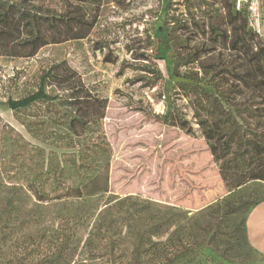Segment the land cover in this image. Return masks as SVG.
I'll return each mask as SVG.
<instances>
[{"label": "trees", "instance_id": "trees-1", "mask_svg": "<svg viewBox=\"0 0 264 264\" xmlns=\"http://www.w3.org/2000/svg\"><path fill=\"white\" fill-rule=\"evenodd\" d=\"M96 1L65 0L63 11L57 12L42 10L29 0H0V55L33 57L45 45L86 37L94 21L86 17L83 5L101 0ZM217 1L232 16L234 47L249 54L252 62L255 91L247 100H235L233 93L241 88L223 82L228 66H201L204 77L191 68L180 72L197 60L196 50L174 47L184 46L189 38L187 18L204 25L195 15L180 19L172 14L151 33L143 29L149 43L133 58L141 63L140 70L152 74L148 85L154 87L163 79L156 61L167 63L177 51L168 76L182 78L176 85L189 103V112L175 104L156 119L188 135L198 131L221 178L236 188L264 182V56L254 49L256 35L248 27L246 8L236 9L235 0ZM211 17H219L218 12ZM176 23L185 34H174ZM209 26L214 38L226 36L217 20L210 18ZM24 27L29 28L28 38L23 37ZM5 103L26 132L42 143H32L0 118V155L10 162V182L25 186L38 201L64 202L56 215L57 225L45 231L31 230L37 225L30 219H15L20 212L13 204L4 210L0 264H173L199 246L196 232L179 210H163L133 197L97 213L92 210L82 186L112 154L102 126L108 100L65 60L40 66L30 90L8 97ZM261 201L264 198L252 201L249 210ZM236 207L230 206L227 213H237ZM244 235L247 239L245 221Z\"/></svg>", "mask_w": 264, "mask_h": 264}, {"label": "rangeland", "instance_id": "rangeland-1", "mask_svg": "<svg viewBox=\"0 0 264 264\" xmlns=\"http://www.w3.org/2000/svg\"><path fill=\"white\" fill-rule=\"evenodd\" d=\"M29 2L45 11L61 12L65 0ZM83 6L86 17L94 21L86 37L45 45L33 57L0 55L1 120L32 143L40 144L15 120L5 101L30 90L40 66L65 60L108 100L102 126L112 154L82 186L92 210L97 213L126 197L150 201L163 210H179L200 244L173 264H262L263 257L244 235V221L252 201L264 198V182L231 188L221 178L218 164L198 131L188 135L156 119L175 104L189 112V103L176 85L182 78L168 76L178 59L177 51L167 63L156 61L155 69L163 79L154 87L148 85L153 81L152 74L140 70L141 63L133 58L149 43L143 29L151 33L172 14L180 19L195 15L204 25H195L187 18L189 38L184 46L174 47L196 50L197 60L182 66L180 72L191 68L204 77L201 66H228L223 82L239 86L241 91L233 93L235 100L245 101L255 91V76L249 54L233 45L232 16L217 0H101ZM214 11L219 14L216 19L211 17ZM210 18L219 22L225 37L214 38ZM173 28L175 35L185 34L179 23ZM23 37H29L28 27L23 28ZM252 42L264 56V38L253 36ZM10 176V162L0 155V220L13 204L20 212L15 219L27 218L37 225L31 230L54 228L64 200L38 201L25 186L10 182ZM230 206H237L239 211L227 213ZM213 234L215 237H211Z\"/></svg>", "mask_w": 264, "mask_h": 264}, {"label": "crops", "instance_id": "crops-1", "mask_svg": "<svg viewBox=\"0 0 264 264\" xmlns=\"http://www.w3.org/2000/svg\"><path fill=\"white\" fill-rule=\"evenodd\" d=\"M247 240L255 252L263 257L264 264V201L253 206L245 219Z\"/></svg>", "mask_w": 264, "mask_h": 264}, {"label": "built area", "instance_id": "built-area-1", "mask_svg": "<svg viewBox=\"0 0 264 264\" xmlns=\"http://www.w3.org/2000/svg\"><path fill=\"white\" fill-rule=\"evenodd\" d=\"M235 6L246 8L248 27L256 36L264 38V0H235Z\"/></svg>", "mask_w": 264, "mask_h": 264}]
</instances>
